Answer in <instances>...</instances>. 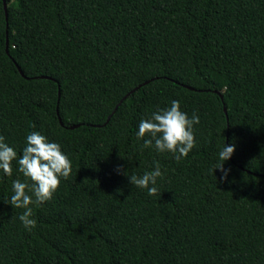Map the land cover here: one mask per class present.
Returning a JSON list of instances; mask_svg holds the SVG:
<instances>
[{
  "label": "trees",
  "instance_id": "trees-1",
  "mask_svg": "<svg viewBox=\"0 0 264 264\" xmlns=\"http://www.w3.org/2000/svg\"><path fill=\"white\" fill-rule=\"evenodd\" d=\"M7 3L0 136L19 158L39 132L72 172L29 231L0 170V264H264V0ZM174 100L200 118L179 161L137 138ZM155 162L161 197L124 175Z\"/></svg>",
  "mask_w": 264,
  "mask_h": 264
},
{
  "label": "clouds",
  "instance_id": "clouds-1",
  "mask_svg": "<svg viewBox=\"0 0 264 264\" xmlns=\"http://www.w3.org/2000/svg\"><path fill=\"white\" fill-rule=\"evenodd\" d=\"M199 123L200 118L196 112L189 117L181 110L180 102L174 100L170 107L158 108L150 118L140 121L137 138L149 137L144 139V148L154 147L159 153H172L179 161L182 157H187L196 147L194 125ZM234 152L235 144L231 146L224 144L219 152L221 163L215 164L213 170L214 172L220 170L224 174L222 179L226 180L230 172L223 165ZM13 161L17 162V171L23 175L24 180L17 178L12 182L13 194L5 203L10 204L14 209L24 210L19 220L24 228L30 231L37 224L31 205H42L53 198L61 178L67 180L71 175L72 161L62 151L60 144L49 142L47 137L39 132L27 135L26 146L19 158L13 147L5 143V137L0 136V170L6 176L13 175ZM124 175L133 186L146 189L149 196L161 197L157 181L163 178L164 173L159 162H155L154 170L144 172L140 176L136 174L129 176L128 172Z\"/></svg>",
  "mask_w": 264,
  "mask_h": 264
},
{
  "label": "water",
  "instance_id": "water-1",
  "mask_svg": "<svg viewBox=\"0 0 264 264\" xmlns=\"http://www.w3.org/2000/svg\"><path fill=\"white\" fill-rule=\"evenodd\" d=\"M4 5H5V10H6V12H7V16H8V3H7V0H4ZM7 52L9 53V41H8V44H7ZM20 69V68H19ZM20 71H21V69H20ZM21 73L23 74V72L21 71ZM225 112L227 113L228 112V110H227V108L225 109ZM61 120V119H60ZM61 123H62V125H64V123L62 122V120H61ZM74 128H76V127H72V129H74Z\"/></svg>",
  "mask_w": 264,
  "mask_h": 264
}]
</instances>
